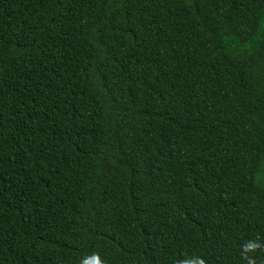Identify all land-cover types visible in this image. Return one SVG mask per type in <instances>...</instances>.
I'll return each instance as SVG.
<instances>
[{"label": "trees", "instance_id": "trees-1", "mask_svg": "<svg viewBox=\"0 0 264 264\" xmlns=\"http://www.w3.org/2000/svg\"><path fill=\"white\" fill-rule=\"evenodd\" d=\"M257 238L264 0H0V264H246Z\"/></svg>", "mask_w": 264, "mask_h": 264}, {"label": "clouds", "instance_id": "clouds-1", "mask_svg": "<svg viewBox=\"0 0 264 264\" xmlns=\"http://www.w3.org/2000/svg\"><path fill=\"white\" fill-rule=\"evenodd\" d=\"M264 249V243H261L259 238L256 240H249L242 245V258L246 264H257L254 257L249 255L250 253H255ZM79 264H105V261L100 257L98 253H92L82 257L79 260ZM179 264H206L204 259L199 256L185 258L179 261Z\"/></svg>", "mask_w": 264, "mask_h": 264}]
</instances>
